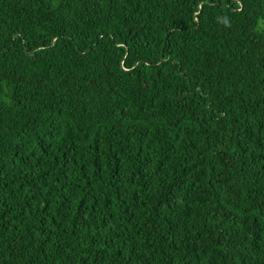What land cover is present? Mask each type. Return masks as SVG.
<instances>
[{
  "label": "trees",
  "instance_id": "trees-1",
  "mask_svg": "<svg viewBox=\"0 0 264 264\" xmlns=\"http://www.w3.org/2000/svg\"><path fill=\"white\" fill-rule=\"evenodd\" d=\"M0 264H264V0H0Z\"/></svg>",
  "mask_w": 264,
  "mask_h": 264
},
{
  "label": "water",
  "instance_id": "water-1",
  "mask_svg": "<svg viewBox=\"0 0 264 264\" xmlns=\"http://www.w3.org/2000/svg\"><path fill=\"white\" fill-rule=\"evenodd\" d=\"M161 60V59H160Z\"/></svg>",
  "mask_w": 264,
  "mask_h": 264
}]
</instances>
